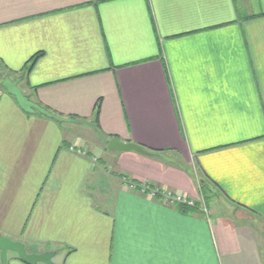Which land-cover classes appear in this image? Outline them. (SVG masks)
Instances as JSON below:
<instances>
[{
    "label": "crops",
    "instance_id": "1",
    "mask_svg": "<svg viewBox=\"0 0 264 264\" xmlns=\"http://www.w3.org/2000/svg\"><path fill=\"white\" fill-rule=\"evenodd\" d=\"M0 233L55 264H264V0H0Z\"/></svg>",
    "mask_w": 264,
    "mask_h": 264
},
{
    "label": "water",
    "instance_id": "2",
    "mask_svg": "<svg viewBox=\"0 0 264 264\" xmlns=\"http://www.w3.org/2000/svg\"><path fill=\"white\" fill-rule=\"evenodd\" d=\"M2 86L10 95L15 98L19 107L25 112H37L56 121L67 120L49 113L38 104L30 101L26 96L22 94V92L18 88L17 81H13L7 78L3 80ZM106 146L108 149L114 151L132 150L145 155L149 154L148 151L135 143L122 142L116 138L109 139ZM8 252L15 253L17 257L26 264H55L52 260V257L54 256L53 252L47 251L43 253H29L27 252L25 245L22 242L14 240L9 236L0 233V264H6Z\"/></svg>",
    "mask_w": 264,
    "mask_h": 264
},
{
    "label": "built area",
    "instance_id": "3",
    "mask_svg": "<svg viewBox=\"0 0 264 264\" xmlns=\"http://www.w3.org/2000/svg\"><path fill=\"white\" fill-rule=\"evenodd\" d=\"M143 189H145V187H143ZM152 194H156L157 192L155 190H151L150 191ZM163 199L169 203V204H185V205H192L193 202L189 201L187 199H184L183 197H181L180 195H174L170 192H163L162 194Z\"/></svg>",
    "mask_w": 264,
    "mask_h": 264
},
{
    "label": "trees",
    "instance_id": "4",
    "mask_svg": "<svg viewBox=\"0 0 264 264\" xmlns=\"http://www.w3.org/2000/svg\"><path fill=\"white\" fill-rule=\"evenodd\" d=\"M36 57H37V55L32 58V60H31L32 63L35 61ZM98 108H99L98 105H96V109H95V115L96 116L98 114Z\"/></svg>",
    "mask_w": 264,
    "mask_h": 264
}]
</instances>
